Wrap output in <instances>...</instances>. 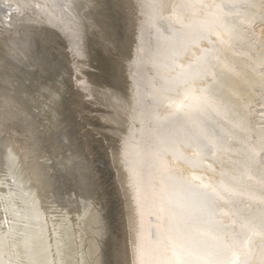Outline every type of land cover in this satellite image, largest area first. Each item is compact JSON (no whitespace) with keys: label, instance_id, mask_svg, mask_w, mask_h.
Listing matches in <instances>:
<instances>
[{"label":"bare ground","instance_id":"6f19581e","mask_svg":"<svg viewBox=\"0 0 264 264\" xmlns=\"http://www.w3.org/2000/svg\"><path fill=\"white\" fill-rule=\"evenodd\" d=\"M126 1L128 56L103 36L113 0H0V264H264V0ZM78 2L126 98L88 62ZM96 94L118 105L113 181L87 141Z\"/></svg>","mask_w":264,"mask_h":264},{"label":"water","instance_id":"95a60500","mask_svg":"<svg viewBox=\"0 0 264 264\" xmlns=\"http://www.w3.org/2000/svg\"><path fill=\"white\" fill-rule=\"evenodd\" d=\"M103 1V0H102ZM125 2H127L125 0ZM131 3V4H130ZM113 7L109 8V11H114L115 13V17L118 20V25H117V36H116V41H112L109 37H107L105 34H103L106 43L107 44H114V46L116 48H118V50H120V52H122L123 55L128 56L130 54V30H129V21H128V16L125 13L124 10V0H117V2L115 3V0H113ZM130 5L132 6V9L130 7ZM111 5L108 4V7H110ZM127 6V9H130V11L133 13H136L137 9L136 6L134 4V1L129 0V3ZM76 16H78L80 18V21L78 20V22L81 25L82 31L84 33V39H85V52L87 54V60L88 62L91 64H93V62H98L99 64V70L101 72V82L103 83L104 88H108L114 91V93L116 92V95L119 94L120 97H125L127 96V92L125 91L124 87H123V82H124V78H125V74H124V69L126 70V68L124 67V59L117 60V59H113L111 56H109V54H104L103 52V56H101V58L99 59V53H98V45L96 43V40L93 36V32L92 29L90 28L89 23H87L86 20V13L87 10L85 9V6L82 4H80V2L77 3L76 6ZM103 10V9H102ZM48 25V24H47ZM45 25V30H46V34L49 36H53L54 39L57 41L56 42V46H59V48L61 49V53L66 50L67 48V42L66 40L63 38V36H61L56 30H54L53 28H51L49 25L47 26ZM45 34V35H46ZM108 40V41H107ZM109 42V43H108ZM112 42V43H111ZM36 45L35 47V51H33L34 55H35V59L34 61L37 62L38 57L39 59L41 58V55L45 56L46 54H41V52H43V48L42 46H40L39 43H35ZM48 48V47H46ZM49 51H51V53H53V56L56 59H53L52 61L50 60L51 58V54L50 52L48 53V55L50 54V57H46V59L50 62L48 63H52L51 65L54 66L56 65L55 63H57V65L60 66L64 65L66 67H68L69 69V79L71 80V76L73 75V70L71 69L70 63L65 60V58H63L59 52L54 51L53 49H49ZM45 59V60H46ZM59 59V60H58ZM58 61V62H56ZM46 62V61H45ZM58 68V66H55ZM123 73V74H122ZM95 82V81H92ZM95 84V83H94ZM72 85V84H71ZM96 85H99L96 84ZM75 95V94H74ZM97 97V107H95V113H97L95 118H90L88 119L89 123L91 124V126L94 128V130H90L87 133V141L89 144L92 145L93 150L95 151V155L96 158H98V160H100L102 162L101 167L103 168V172L105 177L109 176V178L111 179V181H113L114 177H115V173L114 170L109 166L111 163V160H109V154L108 151L106 150V148L104 147V139L105 138H111L113 131L115 130V125L116 124H112V121L110 120L109 123H105L102 122V115H106L109 118H113V119H117L116 116V110H117V106L116 104L112 105L111 101H116L115 99H113L110 95L107 96H103V95H98L96 94ZM115 97V96H114ZM118 102V101H117ZM71 110V109H70ZM70 114L73 116L74 120L77 119V114L72 110L70 111ZM88 118V116H87ZM80 122H77V125L79 126ZM106 125H108V128L106 127ZM79 129V128H78ZM115 134H113V136H115ZM118 135H116V139L118 140ZM86 141V140H85ZM119 143V142H117ZM117 159V158H116ZM114 183V182H111ZM112 187L114 184H110ZM109 186V187H111ZM108 196L111 198V206H110V214L111 216L115 213V209H114V202L119 203L118 201H120L118 194L116 193V190L113 189L111 190V188H108ZM115 199V201H114ZM114 201V202H113ZM121 204V201H120ZM110 222H113V216L110 219V221L107 220L106 224L108 225L107 227H109V233H113L111 232V225ZM110 247V246H109ZM108 247V248H109ZM111 249V247H110ZM107 252V250H106ZM105 252V260H104V264H112V259H111V254H110V250L108 249V253Z\"/></svg>","mask_w":264,"mask_h":264},{"label":"rangeland","instance_id":"374dc122","mask_svg":"<svg viewBox=\"0 0 264 264\" xmlns=\"http://www.w3.org/2000/svg\"><path fill=\"white\" fill-rule=\"evenodd\" d=\"M52 26H53L52 28H55V27H57V26H55L54 24H52Z\"/></svg>","mask_w":264,"mask_h":264}]
</instances>
